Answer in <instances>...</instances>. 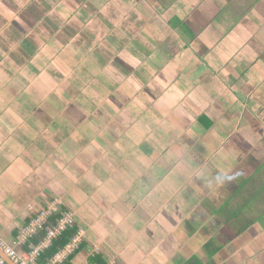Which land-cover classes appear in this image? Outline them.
<instances>
[{
	"label": "crops",
	"instance_id": "0c3cea01",
	"mask_svg": "<svg viewBox=\"0 0 264 264\" xmlns=\"http://www.w3.org/2000/svg\"><path fill=\"white\" fill-rule=\"evenodd\" d=\"M55 198L62 264H264V0H0V241Z\"/></svg>",
	"mask_w": 264,
	"mask_h": 264
},
{
	"label": "built area",
	"instance_id": "2783aa9c",
	"mask_svg": "<svg viewBox=\"0 0 264 264\" xmlns=\"http://www.w3.org/2000/svg\"><path fill=\"white\" fill-rule=\"evenodd\" d=\"M60 198H55L41 209L27 224L23 225L9 244L0 241V250L14 264H37L42 254L69 234L67 242L43 264H62L83 244L86 231L76 227L72 211L64 209ZM98 247L88 250L95 256ZM0 264H7L0 258Z\"/></svg>",
	"mask_w": 264,
	"mask_h": 264
},
{
	"label": "trees",
	"instance_id": "16d2710c",
	"mask_svg": "<svg viewBox=\"0 0 264 264\" xmlns=\"http://www.w3.org/2000/svg\"><path fill=\"white\" fill-rule=\"evenodd\" d=\"M68 236L69 234H65L59 242H57L54 246L50 247L46 255L41 256V260L42 258H50L59 248H61L67 242Z\"/></svg>",
	"mask_w": 264,
	"mask_h": 264
},
{
	"label": "water",
	"instance_id": "95a60500",
	"mask_svg": "<svg viewBox=\"0 0 264 264\" xmlns=\"http://www.w3.org/2000/svg\"><path fill=\"white\" fill-rule=\"evenodd\" d=\"M0 257L7 263V264H14L10 259L0 250Z\"/></svg>",
	"mask_w": 264,
	"mask_h": 264
}]
</instances>
